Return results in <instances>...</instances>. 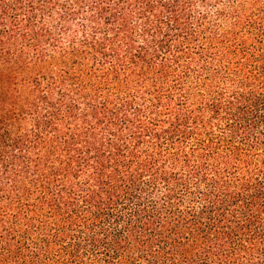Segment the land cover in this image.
Wrapping results in <instances>:
<instances>
[{
	"label": "trees",
	"instance_id": "1",
	"mask_svg": "<svg viewBox=\"0 0 264 264\" xmlns=\"http://www.w3.org/2000/svg\"><path fill=\"white\" fill-rule=\"evenodd\" d=\"M0 264H264V0H0Z\"/></svg>",
	"mask_w": 264,
	"mask_h": 264
}]
</instances>
